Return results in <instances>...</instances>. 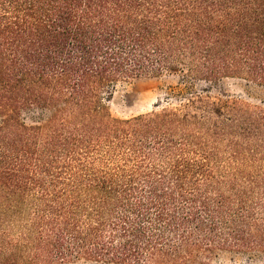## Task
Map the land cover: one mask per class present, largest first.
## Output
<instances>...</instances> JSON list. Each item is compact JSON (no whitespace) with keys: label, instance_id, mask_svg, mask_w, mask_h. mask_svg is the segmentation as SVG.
Returning <instances> with one entry per match:
<instances>
[{"label":"trees","instance_id":"16d2710c","mask_svg":"<svg viewBox=\"0 0 264 264\" xmlns=\"http://www.w3.org/2000/svg\"><path fill=\"white\" fill-rule=\"evenodd\" d=\"M164 73L264 85V0H0V264L264 255V111L110 115Z\"/></svg>","mask_w":264,"mask_h":264},{"label":"rangeland","instance_id":"374dc122","mask_svg":"<svg viewBox=\"0 0 264 264\" xmlns=\"http://www.w3.org/2000/svg\"><path fill=\"white\" fill-rule=\"evenodd\" d=\"M190 94H199L221 100L236 101L250 109L264 111V85L254 82L223 78L215 83L193 81L181 78L180 74L164 73L155 77H142L117 84L106 103L114 118L159 112L167 108H179L186 103ZM38 113V114H37ZM34 114V115H33ZM49 111H44V118ZM39 112L23 114L26 122L37 120ZM200 264H264V255L256 252L234 250H213L199 256ZM26 264H94L85 260L72 262H28Z\"/></svg>","mask_w":264,"mask_h":264}]
</instances>
